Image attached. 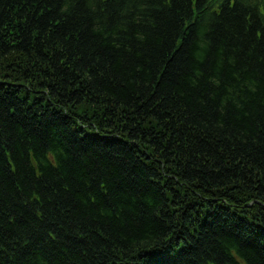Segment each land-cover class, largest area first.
Returning a JSON list of instances; mask_svg holds the SVG:
<instances>
[{
  "label": "trees",
  "instance_id": "obj_1",
  "mask_svg": "<svg viewBox=\"0 0 264 264\" xmlns=\"http://www.w3.org/2000/svg\"><path fill=\"white\" fill-rule=\"evenodd\" d=\"M252 196L264 0H0V264H264Z\"/></svg>",
  "mask_w": 264,
  "mask_h": 264
},
{
  "label": "bare ground",
  "instance_id": "obj_2",
  "mask_svg": "<svg viewBox=\"0 0 264 264\" xmlns=\"http://www.w3.org/2000/svg\"><path fill=\"white\" fill-rule=\"evenodd\" d=\"M252 198H253V200L258 204V205H261L262 207H264V203L260 200V199H258V198H256V196H252ZM256 214H260V211H257V210H255L254 211ZM199 214L201 215V216H203V217H205V218H209L208 216H210V217H212L211 215H207V214H204V213H202L201 211H199ZM217 215H215V213H214V215H213V217H216ZM257 220H252V221H250V224H248L250 227H254V226H257L256 224H257ZM234 225L236 224V222H234L233 223ZM229 227H231V224L230 225H228V227H225V229L226 228H229ZM248 229V227H245L244 225H240L239 223H238V226L236 227V230H238L239 232H241V233H243L245 230H247ZM229 230H231V229H229ZM229 230H227V231H229ZM239 237H241V236H239Z\"/></svg>",
  "mask_w": 264,
  "mask_h": 264
},
{
  "label": "rangeland",
  "instance_id": "obj_3",
  "mask_svg": "<svg viewBox=\"0 0 264 264\" xmlns=\"http://www.w3.org/2000/svg\"><path fill=\"white\" fill-rule=\"evenodd\" d=\"M240 264H242V263H240Z\"/></svg>",
  "mask_w": 264,
  "mask_h": 264
}]
</instances>
